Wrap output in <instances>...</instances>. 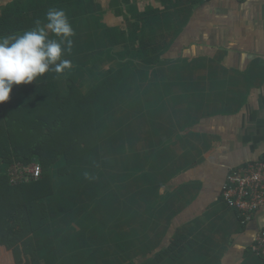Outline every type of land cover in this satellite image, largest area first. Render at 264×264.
Here are the masks:
<instances>
[{
	"label": "crops",
	"instance_id": "1",
	"mask_svg": "<svg viewBox=\"0 0 264 264\" xmlns=\"http://www.w3.org/2000/svg\"><path fill=\"white\" fill-rule=\"evenodd\" d=\"M61 1H0V34L11 37L35 28L37 21L43 25L42 12L57 5L65 10ZM67 2L72 6L69 22L78 29V0ZM94 2L101 7L99 26L114 30L106 43L116 57L148 56V40L161 60L144 66L148 77L132 95L146 101L137 113L146 132L139 154L148 156L152 145L157 149L155 190L145 197L140 241L156 246L155 253L168 249L161 264H264L250 252L255 234L264 229V206L241 223L238 213L220 200L228 171L264 156V0ZM136 24L145 35L146 50L132 38ZM125 63L116 67L109 63L101 70L129 74L132 69ZM65 76L56 74L52 83L57 90H63ZM148 85L152 95L147 94ZM123 111L128 118L137 112L126 104ZM62 166L59 158L51 167V181L56 194L67 196L70 210L76 212L78 184L59 185L55 173ZM5 171L2 165L1 172ZM56 209L58 219L51 223L62 228L60 239L73 237L78 244V216L71 225ZM129 230L123 228L124 233ZM40 240L29 235L10 250L0 247V264H43ZM62 246L45 256L47 261L70 253L69 243Z\"/></svg>",
	"mask_w": 264,
	"mask_h": 264
},
{
	"label": "trees",
	"instance_id": "2",
	"mask_svg": "<svg viewBox=\"0 0 264 264\" xmlns=\"http://www.w3.org/2000/svg\"><path fill=\"white\" fill-rule=\"evenodd\" d=\"M61 3L66 4L65 10L59 5L54 9H62L69 20L72 6L67 0ZM98 10L101 7L94 0H78V29H73L71 51L63 57L74 65L65 72L63 90L56 89L52 83L56 74L49 72L31 84L13 86L9 100L0 104V247L10 250L31 235L35 241L41 239L43 264H161L168 249L155 253L156 246L140 241L145 197L155 190L157 149L152 145L148 156L139 154L146 132L137 113L146 101L132 98L148 77L144 66L161 60L137 24L132 38L145 50L147 45L148 56L116 57L106 43L114 30L99 26ZM47 12H42L44 19ZM124 62L132 69L129 74L101 70L109 63L116 67ZM151 88L147 86L148 95ZM124 104L137 111L131 121ZM151 120L156 137L153 116ZM59 158L64 161L55 173L59 185L78 184L76 212L70 210L67 196L56 194L51 181V167ZM14 163H38L40 178L10 185L1 166L7 170ZM122 181L129 184L124 186ZM56 208L71 225L78 216V244L73 237L60 239L62 228L51 223L58 219ZM124 227L129 232L124 233ZM65 242L70 253L47 261L45 256L62 249Z\"/></svg>",
	"mask_w": 264,
	"mask_h": 264
},
{
	"label": "clouds",
	"instance_id": "3",
	"mask_svg": "<svg viewBox=\"0 0 264 264\" xmlns=\"http://www.w3.org/2000/svg\"><path fill=\"white\" fill-rule=\"evenodd\" d=\"M74 35L65 12L52 9L43 25L37 21L35 28L19 35L0 37V104L9 100L14 85L31 84L49 72L71 70L72 61L63 57L71 51Z\"/></svg>",
	"mask_w": 264,
	"mask_h": 264
},
{
	"label": "built area",
	"instance_id": "4",
	"mask_svg": "<svg viewBox=\"0 0 264 264\" xmlns=\"http://www.w3.org/2000/svg\"><path fill=\"white\" fill-rule=\"evenodd\" d=\"M6 176L10 185L28 183L40 178L41 168L38 163H14L6 170ZM220 200L238 213L241 223L250 221L264 206V156L228 171L221 187ZM250 252L264 262V229L255 234Z\"/></svg>",
	"mask_w": 264,
	"mask_h": 264
},
{
	"label": "rangeland",
	"instance_id": "5",
	"mask_svg": "<svg viewBox=\"0 0 264 264\" xmlns=\"http://www.w3.org/2000/svg\"><path fill=\"white\" fill-rule=\"evenodd\" d=\"M106 68H107V65L102 67L103 70H105Z\"/></svg>",
	"mask_w": 264,
	"mask_h": 264
}]
</instances>
